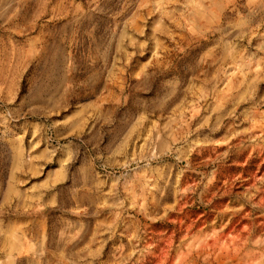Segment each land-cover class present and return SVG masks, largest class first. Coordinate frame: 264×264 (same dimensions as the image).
Segmentation results:
<instances>
[{
    "label": "rangeland",
    "instance_id": "rangeland-1",
    "mask_svg": "<svg viewBox=\"0 0 264 264\" xmlns=\"http://www.w3.org/2000/svg\"><path fill=\"white\" fill-rule=\"evenodd\" d=\"M0 264H264V0H0Z\"/></svg>",
    "mask_w": 264,
    "mask_h": 264
}]
</instances>
